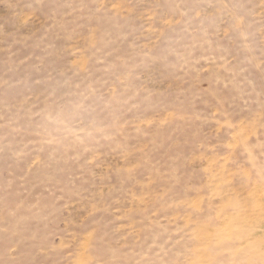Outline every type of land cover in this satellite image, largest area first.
Masks as SVG:
<instances>
[{
    "label": "rangeland",
    "instance_id": "1",
    "mask_svg": "<svg viewBox=\"0 0 264 264\" xmlns=\"http://www.w3.org/2000/svg\"><path fill=\"white\" fill-rule=\"evenodd\" d=\"M0 264H264V0H0Z\"/></svg>",
    "mask_w": 264,
    "mask_h": 264
}]
</instances>
